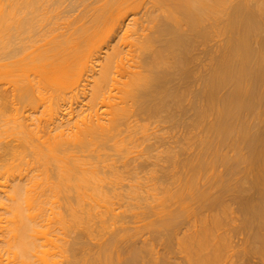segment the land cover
<instances>
[{
	"label": "bare ground",
	"instance_id": "1",
	"mask_svg": "<svg viewBox=\"0 0 264 264\" xmlns=\"http://www.w3.org/2000/svg\"><path fill=\"white\" fill-rule=\"evenodd\" d=\"M144 3L0 0V264H264V0Z\"/></svg>",
	"mask_w": 264,
	"mask_h": 264
},
{
	"label": "rangeland",
	"instance_id": "2",
	"mask_svg": "<svg viewBox=\"0 0 264 264\" xmlns=\"http://www.w3.org/2000/svg\"><path fill=\"white\" fill-rule=\"evenodd\" d=\"M146 1H147L148 3L150 2V0H145V3H146ZM145 3H144V4H145ZM139 9H140V10L137 9L138 12L136 11V16L141 20V19L144 18L145 7H144V6H141V8H139ZM209 42H211L212 44H211V43L209 44ZM209 42L206 44V46H204V45H203V46H202V45L200 46V48L203 47V49L201 48L202 51H205V49H208L209 47L214 46V43L216 42V39H214L213 41L211 40V41H209ZM204 47H205V49H204ZM207 47H208V48H207ZM201 50L199 49V52H198V53H200V54L203 53ZM200 51H201V52H200ZM199 56L202 57V56H204V55L201 54V55H199ZM154 123H155V124H154ZM154 123H153V126H156V124L159 125V126L157 125L155 128H158V127L162 128V127H163V129L160 130L159 133H162V132L167 133V132L171 131V132H169V133H167V134L163 133V135H164V136H163V139H164V143H165V144L163 143V144L160 146V147H162V148H160V147L158 146V147L156 148V150H154L156 153H158V151H159V152L161 151V153H162L163 149H165L166 147H173V146H174V147H176V146L178 147V146H179L178 143L176 144V141H177V142H180V140L178 141V139H182L181 137H182L183 135H181V134H183V132H184L183 129H184V128L181 129V128H179V127H181V126H179V127L177 126V128H178L179 130L181 129V130L183 131V132H182V131L180 130V133H179V130H178V131H177V130H170V129H168V128H165V126H162V127H161L160 125H161L162 123H161V124H159L158 122H157V123L154 122ZM165 124H166V123H165ZM151 125H152V124H151ZM151 125H150V126H151ZM163 125H164V124H163ZM166 126H167V125H166ZM152 128H153V127H152ZM164 128H165V129H164ZM169 128H170V127H169ZM158 129H159V128H158ZM166 129H168V131H165ZM173 129H174V127H173ZM175 129H176V128H175ZM163 130H164V131H163ZM158 131H159V130H158ZM173 131H174V132H173ZM177 132H178V133H177ZM170 133H171V134H170ZM174 133H175V134H174ZM179 134H180L181 137L179 136ZM165 135H166V136H165ZM167 135H170L171 137H170V136L167 137ZM175 135H176V136H175ZM172 136H174V137H172ZM177 136H179L180 138H178ZM165 137H166V140H165ZM168 138H169V139H168ZM171 138H172V140H171ZM174 139L176 140L175 142L173 141ZM152 140L155 141V138H153ZM167 140H168V141L171 140L173 143L170 141L171 145H168V144H167V143H168ZM182 140H183V139H182ZM165 141H167V143H166ZM158 143H159V141H158ZM174 143H175V144H174ZM156 145H158V144H156ZM167 145H168V146H167ZM163 147H164V148H163ZM177 147H176V148H177ZM158 148H160V149H158ZM228 149H229V148H228ZM188 150H189V152H188ZM195 150H197V149L194 148V147H190V148L187 149V152L193 154V153H196V152L198 151V150H197V151L195 152ZM224 150H225L226 154H227L229 151H230V152L232 151V149H229V151L226 150V149H224ZM154 151H153V153L155 154ZM233 151H234V150H233ZM233 151H232L231 153H234ZM230 152H229V155L231 154ZM227 155H228V154H227ZM141 159H142V158H140V160H139V158H138V160L135 159V163H133V164H136V165H137L138 163H142V162H140ZM160 162L165 164V162H163V160L160 161ZM160 162H159V163H160ZM149 163H150V162H149ZM149 163H148V165H149ZM131 164H132V163H131ZM166 164H167V162H166ZM142 165H144V164H142ZM148 165L146 166V169H147V170H148V168L152 167V165H151V166L149 165V167H148ZM132 166H134V165H132ZM132 166H131V168H133ZM163 166H164V165H163ZM219 166H220V168H219ZM221 166H222L221 164H218L217 167H218L219 170L223 168V166H222V167H221ZM122 167H123V166H122ZM134 167H135V166H134ZM141 167H142V166H141V164H140V170H141V171L144 170V169H141ZM147 167H148V168H147ZM155 167L158 168L157 166H155ZM217 167L214 166V170H215ZM122 169H123V168H122ZM146 169L144 170V172L146 171V173H147V170H146ZM158 169H159V168H158ZM208 169H210V170H208ZM208 169L206 168V170H208L207 173H208L209 171L211 172V168L209 167ZM218 169L216 170V173H217V171H219ZM206 170H204V174H203L204 176H205ZM214 170L212 171V173L209 172V174H208V175H210L209 177H211V176L213 175V172H215ZM148 172H149V171H148ZM159 172H160V171H159ZM159 172H158V173H159ZM146 173H144V174H146ZM207 173H206V176H208ZM140 174L142 175V174H143V171H142ZM211 174H212V175H211ZM142 176H143V175H142ZM144 176H146V175H144ZM203 178H204V177H203ZM203 178H202V179H203ZM206 178H208V177H205V178L201 181V183H202L204 180L206 181ZM205 181H204V182H205ZM124 187H125V186H123V188H124ZM236 215H237V213H236ZM182 217H183V216H182ZM180 218H181V217H180ZM183 218H184V217H183ZM183 218H181V219L183 220ZM185 218H186V220H187V215H186ZM195 218L197 219L196 216L194 217V219H195ZM181 219H180V220H181ZM133 220H134V218H133ZM182 220H181V221H182ZM195 221H196L195 223L198 222V220H195ZM199 221H200V220H199ZM144 222H145V221H144ZM184 222H185V220L182 222L183 224H182V223L179 224V225H180V226H179V229L181 228V229L183 230V229L185 228V230H183V231H184V232H188L187 229L189 228V225H190V224H189V221H188L187 224H186V223L184 224ZM136 223H137L138 228H139L140 225L143 226V224H142L143 222H141V221H140V223H139V221H138V222L135 221V223L133 222V223H130L129 225L132 226V225L134 224L133 226L135 227V226H136ZM179 223H180V221H179ZM138 224H139V225H138ZM188 224H189V225H188ZM197 224H198V223H197ZM182 225H183V226H182ZM184 225H185V226H184ZM137 226H136V228H137ZM144 226H145V225H144ZM144 226H143V227H144ZM187 226H188V227H187ZM143 227L141 228L142 230L140 229V230H141V231H140V232H141V236H138V237H137L136 242H138V244H139V243L142 244V243L144 242L143 239H145V240H149V241L151 240V243H152V244L154 243L153 245H155V246H153V247H155V248H154V249H155V250H154V253H155L154 256H156L157 258L159 257V258H158V260H159V264H165V263H162V259H163V257H167V259H166V261H165L166 264H169V263H171V262L173 263L174 261H172V260H177V262L175 261V263H178L179 261H180V264H183V263L185 264V263H186V259H184V256H185L184 252H183V254H181V253H182V250L180 249L179 241H176V240L173 239L172 241H176V242L174 243L175 245L171 244L172 249H169V248H168V250H167V248H164V247H166V245H167V243H166V245H164L165 242H163V241H165V240H164L163 238H161V240H158V239L160 238V235H159V238L157 239V237H155L154 234H153L152 232H150V231H152V230H151L149 227L147 228V230L150 229V231H148V232H147V230H146V227H144V229H143ZM179 229H178V230H179ZM181 229H180L179 233H178V231H177V236H178V237H180L181 234H182V235L184 234V232H183ZM186 230H187V231H186ZM145 231H146V232H145ZM131 232H132V231H131ZM131 232H130V233H131ZM140 232H139V235H140ZM142 232H143V233H142ZM150 233H151V237H150V235H147V234H150ZM155 235L158 236L157 234H155ZM182 235H181V236H182ZM149 237H150L151 239H150ZM152 237H154V239H153ZM148 238H149V239H148ZM155 238H156V239H155ZM233 238H234V239L236 238L235 240H237L238 237L235 236V237H233ZM141 239H142V240H141ZM162 239H163V240H162ZM157 240H158V241H161V243H160V242L158 243ZM177 240H178V238H177ZM141 241H142V242H141ZM156 241H157V242H156ZM177 242H178V245H176ZM162 243H163L164 246L162 245ZM173 246H175L176 249H175ZM176 246H177L178 248H177ZM170 248H171V247H170ZM173 249H174V250H173ZM179 249H180L181 251H179ZM180 252H181V253H180ZM168 253H169V254H168ZM179 253H180V254H179ZM161 254H162V255H161ZM158 255H159V256H158ZM160 257H161V258H160ZM182 257H183V258H182ZM170 258H171V259H170ZM180 258H181L182 260H181ZM225 259H226V258H225ZM225 259H224V258L221 259V260L224 261V262H222V261L220 260L221 263H220V262H219V263H220V264H222V263L225 264V262L227 261V260H225ZM160 260H161V261H160ZM164 260H165V259H164ZM169 260H170V261H169ZM183 260H185V261H183ZM167 261H168V262H167ZM182 261H183V263H181ZM172 263H171V264H172ZM214 263H215V264H218V262H217V263L214 262ZM214 263H213V264H214ZM173 264H174V263H173Z\"/></svg>",
	"mask_w": 264,
	"mask_h": 264
}]
</instances>
